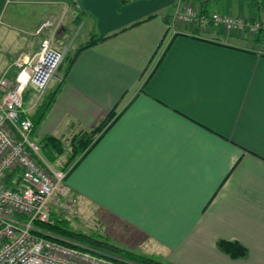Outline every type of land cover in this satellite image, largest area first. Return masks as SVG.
<instances>
[{
  "label": "crops",
  "instance_id": "crops-1",
  "mask_svg": "<svg viewBox=\"0 0 264 264\" xmlns=\"http://www.w3.org/2000/svg\"><path fill=\"white\" fill-rule=\"evenodd\" d=\"M212 1L215 13L264 21V0ZM8 2L0 0V18ZM209 2L15 0L0 33L6 70L38 52L35 33L46 20L56 23L47 36L64 55L109 37L79 56L31 133L39 145L53 136L68 146L117 107L67 177L77 214L87 217L75 225L170 264H264V30L241 35L211 21H176L187 4L211 18ZM24 6L32 8L26 16ZM54 91L40 97L29 88L26 115L34 120ZM221 240L246 256L222 252Z\"/></svg>",
  "mask_w": 264,
  "mask_h": 264
},
{
  "label": "built area",
  "instance_id": "built-area-1",
  "mask_svg": "<svg viewBox=\"0 0 264 264\" xmlns=\"http://www.w3.org/2000/svg\"><path fill=\"white\" fill-rule=\"evenodd\" d=\"M176 21L201 25L211 21L241 35L264 30V21L219 12L209 19L200 18L193 4L177 11ZM56 27L52 20L41 23L35 33L42 37L38 52L20 55L12 64L14 72L6 70L0 78V264L128 263L49 234L37 225L52 223L57 207L64 216L78 213L77 197L67 184V171L45 159L40 145L31 138L34 124L24 110L28 89L34 87L43 97L64 60V53L47 36Z\"/></svg>",
  "mask_w": 264,
  "mask_h": 264
},
{
  "label": "trees",
  "instance_id": "trees-1",
  "mask_svg": "<svg viewBox=\"0 0 264 264\" xmlns=\"http://www.w3.org/2000/svg\"><path fill=\"white\" fill-rule=\"evenodd\" d=\"M108 39L109 37L93 38L89 43L79 49L75 54L67 55L65 57L59 68V71L64 72V76L59 82V86L56 88V90L51 95L46 96L44 100H42L40 106H38L37 115L34 120H32L34 124L33 130L36 129L43 122L44 118L52 108V105L55 101L57 94L61 89L62 84L65 82L66 78L69 75V72L72 70L79 56L85 50L90 49L99 44L100 42L106 41ZM116 108L111 111L109 115L91 131L81 132L78 135L74 136L73 139L70 141L69 146L71 148L69 151H67L65 143L61 139H58L53 136H49L43 139L40 147L45 159L50 164L55 165L60 157L64 156L65 154H68L67 162L61 170L67 171L69 176L71 171H73V169L77 167L82 158L86 156L91 151V149L97 144L100 136L105 132V130L113 124L116 116ZM37 225L38 228L42 229L43 231L49 234L82 245L90 246L92 248H96L97 250L115 255L128 262H123L122 264H170L167 262H163L156 257L148 256L146 254H140L137 252H131L125 250L124 248H120L113 241H110L111 239H109V237H105L97 233L84 234L79 231H76L72 228L69 220L59 218L58 216L56 218L54 216L52 223H37ZM60 243L64 244V241ZM217 244L218 248L222 252L228 254L234 259L246 256V248L240 245L239 243L221 240Z\"/></svg>",
  "mask_w": 264,
  "mask_h": 264
},
{
  "label": "rangeland",
  "instance_id": "rangeland-1",
  "mask_svg": "<svg viewBox=\"0 0 264 264\" xmlns=\"http://www.w3.org/2000/svg\"><path fill=\"white\" fill-rule=\"evenodd\" d=\"M14 1L15 0H9V2H8V4H7V6L5 5V8H4V12H3V15L1 16V18H0V20H1V22H0V33L1 32H3V31H5L6 30V8L8 7V5L10 4L11 5V7L13 6V5H15V3H14ZM209 1H211V2H209V5H207L206 6V11H207V13H208V15H210V17L217 11V7H218V5L216 4V2H213L212 0H209ZM31 7L29 6V7H27L26 6V8H25V6H24V8H23V10L24 11H26V12H24V16H26L27 15V12L28 11H31ZM44 9V11H45V7L43 8ZM77 29L78 28H73L72 30H74V31H72V35H71V40H73V39H75L74 38V35H75V31H77ZM20 33H21V31H20ZM84 38V36H83V34L79 37V39L77 40V43L78 44H80V43H82L83 42V39ZM2 42H3V38H1L0 37V78L3 76V74L5 73V71H6V38H5V43L4 44H2ZM68 54H66L65 56H64V59H65V57L67 56ZM10 69H12V68H10ZM60 72V71H59ZM59 72H58V74H57V78H54L53 80H52V82L50 83V85H49V90H52V91H54L55 89H56V87H57V85H58V81H59V79H58V77L59 76H61L60 74H59ZM42 101V100H41ZM65 144H67V143H65ZM70 144L68 143V146H66V149H67V151H69L70 150V146H69ZM67 155L68 154H65L63 157H61V159H58L59 161H58V163L57 164H59L60 165V163L63 161V160H66V157H67ZM57 164H55V165H53L55 168H56V166H57ZM63 165H65V164H63ZM62 166V165H61ZM78 215V214H77ZM76 215V216H77ZM59 217V218H64V219H67V220H69L70 221V224H71V226H72V228L74 229V230H76V231H79V232H81V233H84V234H93V233H97V234H99V235H104V233H102V231H99L98 229L97 230H95V229H93V231H87V230H90V228H88L87 230H85L84 228L83 229H78V227H77V225H75V223L79 220V221H82V222H84V220H83V218H87L86 217V215H84V217H83V215L81 214V215H78L77 217L78 218H75V216L74 215H72V214H70V215H66V216H64V215H62L61 214V212L59 211V207H57V212L55 213V218L56 217ZM85 224V223H84ZM88 224V223H87ZM86 224V225H87ZM85 226V225H84ZM114 242V241H113ZM112 242V243H113ZM116 245H117V243H116ZM117 246H119V245H117ZM135 252H137V250L135 251ZM139 252V251H138ZM157 258V257H156Z\"/></svg>",
  "mask_w": 264,
  "mask_h": 264
}]
</instances>
